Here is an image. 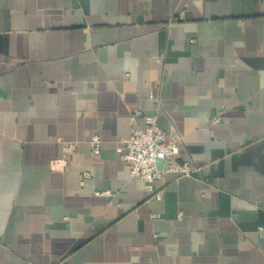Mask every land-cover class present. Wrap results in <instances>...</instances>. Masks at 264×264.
Wrapping results in <instances>:
<instances>
[{
  "label": "crops",
  "instance_id": "crops-1",
  "mask_svg": "<svg viewBox=\"0 0 264 264\" xmlns=\"http://www.w3.org/2000/svg\"><path fill=\"white\" fill-rule=\"evenodd\" d=\"M150 94L202 167L160 199L119 157ZM0 264H264V0H0Z\"/></svg>",
  "mask_w": 264,
  "mask_h": 264
},
{
  "label": "built area",
  "instance_id": "built-area-1",
  "mask_svg": "<svg viewBox=\"0 0 264 264\" xmlns=\"http://www.w3.org/2000/svg\"><path fill=\"white\" fill-rule=\"evenodd\" d=\"M149 97L156 100L155 107L151 111L143 112L139 108L130 111L128 116L130 132L120 140L119 157L128 165L130 176L141 178L144 181L145 189L149 192L153 191L154 197L160 199V190H156L154 184L164 172L198 177L201 176L202 167L194 164L191 160L178 158L182 135L173 125L168 132L159 127L158 114L161 104L153 94H150ZM139 117L143 118L142 124L138 121ZM210 120L217 123L220 121V117L215 115ZM89 142L91 152L98 154L102 143L100 137L92 135ZM75 145L76 141H62L65 153L72 150ZM158 159L162 160L160 169L157 167ZM87 176L86 171L82 173V177ZM95 193L110 194V191H96Z\"/></svg>",
  "mask_w": 264,
  "mask_h": 264
},
{
  "label": "water",
  "instance_id": "water-1",
  "mask_svg": "<svg viewBox=\"0 0 264 264\" xmlns=\"http://www.w3.org/2000/svg\"><path fill=\"white\" fill-rule=\"evenodd\" d=\"M162 166V160L161 159H158L157 160V167L160 169Z\"/></svg>",
  "mask_w": 264,
  "mask_h": 264
}]
</instances>
